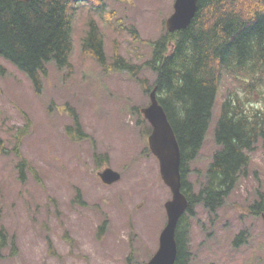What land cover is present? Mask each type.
<instances>
[{
  "label": "rangeland",
  "instance_id": "obj_1",
  "mask_svg": "<svg viewBox=\"0 0 264 264\" xmlns=\"http://www.w3.org/2000/svg\"><path fill=\"white\" fill-rule=\"evenodd\" d=\"M97 2H79L69 64L47 62L39 91L0 58V227L7 236L0 264H142L158 247L171 192L147 146L150 125L140 108L149 103L144 88L155 73L141 64L166 31L174 0H103L102 10ZM236 5L245 16L261 9L257 0ZM90 17L102 34L106 66L81 47ZM119 55L140 65L136 74L111 66ZM260 75L263 85L248 92L249 80L221 71L204 141L186 164L189 193L198 192L217 148L221 102L230 95L264 106ZM249 156L246 173L214 214L202 203L186 214L187 264H264V220L249 209L256 191H264V150L257 144ZM106 166L120 172L118 181L101 182L97 173Z\"/></svg>",
  "mask_w": 264,
  "mask_h": 264
},
{
  "label": "trees",
  "instance_id": "obj_2",
  "mask_svg": "<svg viewBox=\"0 0 264 264\" xmlns=\"http://www.w3.org/2000/svg\"><path fill=\"white\" fill-rule=\"evenodd\" d=\"M80 1L0 0V58L25 74L37 91L47 62L53 61L58 68L69 64L72 17ZM97 1L95 6L102 10L103 0ZM257 1L261 9L245 16L236 8L240 0H198L190 24L175 32L164 31L152 40L149 57L141 64L155 73L152 86L144 88V92L155 87L181 151L182 191L188 206L176 229L174 264L188 263L182 223L187 213L194 214L192 206L202 203L214 214L246 173L249 152L257 144L264 150V106H246L239 96H226L214 123L217 148L205 170L204 181L197 193L188 192L186 164L195 159L204 141L221 71L249 80L245 84L248 92L255 84L263 85L260 74L264 72V0ZM81 47L99 65H107L102 34L93 17L87 20ZM111 66L136 74L140 65L119 55L112 59ZM74 122L78 127L76 116ZM256 193L258 197L249 209L252 214H261L264 191ZM244 232L235 235L233 246L243 241ZM6 238L0 227V256Z\"/></svg>",
  "mask_w": 264,
  "mask_h": 264
},
{
  "label": "water",
  "instance_id": "obj_3",
  "mask_svg": "<svg viewBox=\"0 0 264 264\" xmlns=\"http://www.w3.org/2000/svg\"><path fill=\"white\" fill-rule=\"evenodd\" d=\"M197 6L198 0H174L173 10L164 22L166 31L171 33L187 27ZM140 112L150 125L148 148L158 161L163 183L171 192L170 198L164 203L166 222L159 233L158 247L143 264H174L177 254L176 229L179 218L188 206V198L182 191L181 151L166 112L157 99L155 87L149 91V103L140 108ZM98 176L103 183L112 184L120 179V172L105 167L98 171ZM262 217L264 219V213Z\"/></svg>",
  "mask_w": 264,
  "mask_h": 264
}]
</instances>
